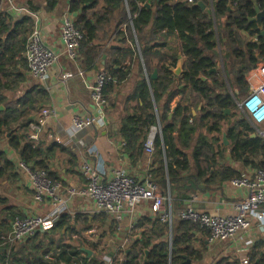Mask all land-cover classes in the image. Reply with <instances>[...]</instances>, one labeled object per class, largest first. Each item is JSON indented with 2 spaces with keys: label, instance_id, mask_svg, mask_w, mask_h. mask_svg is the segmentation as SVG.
Listing matches in <instances>:
<instances>
[{
  "label": "trees",
  "instance_id": "16d2710c",
  "mask_svg": "<svg viewBox=\"0 0 264 264\" xmlns=\"http://www.w3.org/2000/svg\"><path fill=\"white\" fill-rule=\"evenodd\" d=\"M10 1L32 13L52 12L58 6V0ZM261 6L264 7V0ZM67 7L75 14L74 26L83 37L77 50L82 68L98 69L101 56L106 55L102 70L113 78L102 90L106 111L109 105H117L110 94L129 81L130 69L124 61L134 57L138 62L137 76L124 99L116 132L132 164L147 155L145 142L150 127L160 128L153 139L149 174L158 191L171 199L170 237L168 227L158 217L141 216L130 229V244L121 251L122 259L117 262L113 257L112 264L199 261L202 254L192 245L194 233L208 235V231L179 217L191 194L219 189L224 182L240 177L241 168L264 169V137L257 135L255 127L236 110L238 91L244 96L249 89L247 71L264 63V21L260 29L250 21L256 11L248 1L229 9L227 0H216L214 17L197 5L169 0H68ZM14 15L10 9L2 11L0 6V105L4 106L0 110V136L9 133L8 146L21 162L46 171L51 180L65 185L58 174L48 170L47 159L67 148L55 141L42 146L29 138L28 128L36 121L30 116H37L46 108L48 92L34 84L8 102L1 94L13 91L25 81L28 72L24 52L34 17ZM214 18L216 22L223 21V25L216 26L217 32ZM254 36L256 41L251 39ZM166 37H173L175 43L168 50L164 49ZM110 42H118L119 47L110 48ZM218 45L223 47L221 67L217 66ZM178 55L182 58L180 75L172 71ZM212 68L215 71L211 72ZM154 70L157 76L152 79ZM225 109L230 111L227 116L223 114ZM223 131L229 142L226 147L218 137ZM14 169L0 150V179L15 178ZM1 203L6 200L0 197ZM1 211L4 218L0 219V264H103L99 239L90 241L83 235L92 229L97 233L102 230L103 234L106 228L110 234L117 232V223L104 212L89 215L68 210L50 230L37 232L21 243H3L1 237L10 230L12 220L24 215L13 207ZM81 248L89 249L90 257ZM263 248V240L253 243L248 252L249 264H264V255L259 257ZM215 264L239 262L227 256Z\"/></svg>",
  "mask_w": 264,
  "mask_h": 264
},
{
  "label": "crops",
  "instance_id": "0c3cea01",
  "mask_svg": "<svg viewBox=\"0 0 264 264\" xmlns=\"http://www.w3.org/2000/svg\"><path fill=\"white\" fill-rule=\"evenodd\" d=\"M169 1L172 3L182 2L177 0ZM199 1L203 2L205 5V9L203 10H207L211 16L214 17L213 5L216 0H198L197 3ZM227 1L229 9L235 8L242 1L250 2L254 6L255 11H261L264 8L261 6V0L256 2L255 0H239L237 4L232 7H230L231 5L229 6L230 0ZM67 2L68 0H58V6L52 12H45L41 10L36 13L38 24L41 27L45 42L54 48L59 55L58 64L50 70V80L46 82H39L38 80L34 79L28 71L26 72L27 77L25 78L24 82L19 83L13 91H4L1 92V94L7 99L6 101L8 102L9 100L21 96L27 89H29L30 86L34 84L42 86L48 92L49 103L44 107L49 108L52 112L40 134V139L38 141L42 146H47L50 144V142L55 141L65 149L67 148L66 151H57L54 156L47 159L48 170L58 174L59 180H62L65 185L81 186L83 184L84 179L79 171L81 159L77 153L81 149H85V146H89V157L87 154H83V157L89 162H92L96 170L103 177L110 176L111 171L114 169H123L137 180H143L145 177H149L151 179L149 174V171L151 170V155L147 152V155H145L142 160L132 164L131 160L123 151V144L121 140L116 136L118 129L117 126L120 117L123 115L122 105L124 103V99L126 95L131 92L133 86L132 83L134 81L133 79L136 78L138 72V62L134 57L131 61H129V59L124 61V66L130 69L129 81L127 83H121L115 92L109 96L112 100L114 98L116 99L117 105L115 104L114 107L109 105V111H106L108 121L107 125L102 129L94 128L91 130L82 131L80 133H73L71 131L70 123L74 114H86L94 112V106L90 98L89 86L94 82L97 72L102 70V64L100 62L99 66L97 67L98 69L95 68L93 70H85L82 68L81 62L78 61V58L75 60H70L64 55L63 48L60 43V26L62 15L68 10ZM197 3L195 5H197ZM0 6L2 11L10 9V5L6 0H3ZM73 15L75 16V14ZM16 16L20 15L15 14L14 17ZM217 25H223L222 19L217 20L216 22L214 18V29L216 32ZM251 39L256 41L257 38L254 36ZM165 43V50H168V48L171 46H175L173 37H166ZM109 46L110 48H118L119 44L118 42H110ZM124 46L126 47L125 44ZM218 48H221L220 45H218ZM63 71H71L73 73V76L66 80V82H63L60 78V73ZM78 71H81L82 75H78ZM245 77L249 84V92L264 79V63H257L253 69H249L247 71ZM244 96H242V98ZM237 102L238 101H236V105ZM174 106L175 102L172 103L173 108ZM0 108V110H2L4 109V106L0 105ZM193 114H195V111H193ZM39 115L40 113L37 116H30V118L37 119ZM8 137L9 133L0 136V150L4 151L6 153L7 159L14 164L15 169L13 172L16 174V177H2L0 179V197L6 200L5 204H0V219L4 218V211H1V209L5 207H13L20 211L24 216L48 213L51 208L50 203H35L33 198V190L27 176L21 170L16 168V164L20 161V158L19 155L8 146ZM229 159L230 157L226 160L228 161ZM73 162H75L76 166H73ZM231 163L234 165V162ZM248 170V168H241V174H245ZM245 195V190L233 187L228 181L224 182L219 187V189L191 194V199L187 202V207L195 208L198 211L213 216L227 215L233 213V204H235V202L239 201ZM69 209L72 212L80 211L89 215L104 212L96 211L95 206L91 201L79 198L70 201ZM104 213L107 214V212ZM107 215L110 217V219H113L117 223V232L115 234H110L108 232L109 229L106 228V233L110 235V238L115 239V246L118 244V248H121V245H123V248H121L122 250L125 247L127 248L130 244V229L133 227L137 219L141 216H148L149 218L155 217L149 211L148 202H141L134 208L132 212L125 213L120 220L114 219L110 214ZM92 230L94 232V236L91 240H89H96L95 242H97L99 236L101 237L104 234L102 230H100L98 233L97 231H94V229ZM168 230L170 237L171 227H168ZM248 238L252 239L253 241H264V228L261 229L259 224H257L253 219L251 222V227L248 230L242 234L236 235L235 238L224 242H210L209 234L207 235V233L200 231L196 232L194 233L192 245L195 248L200 249L202 258L199 261H195L194 263L188 260L189 263L187 262V264H215L217 259L227 256L231 257L232 259H236V256H238L237 249L241 248L243 246L241 242H244V240ZM118 248H116L114 252L117 251ZM263 250L264 248L261 251ZM214 258L217 259L213 262ZM102 261L103 264H111L113 263V256L112 258L109 257V260H105V258H103Z\"/></svg>",
  "mask_w": 264,
  "mask_h": 264
},
{
  "label": "built area",
  "instance_id": "2783aa9c",
  "mask_svg": "<svg viewBox=\"0 0 264 264\" xmlns=\"http://www.w3.org/2000/svg\"><path fill=\"white\" fill-rule=\"evenodd\" d=\"M6 1L13 14H29L34 17V26L27 38L24 57L29 74L34 79L39 82L50 80V70L58 64L59 55L45 42L36 13L12 4L10 0ZM177 1L195 5L198 0ZM238 1L230 0L229 6L236 5ZM210 10L212 11L211 8ZM82 38L81 33L74 26V15L67 10L61 18L60 43L68 59L75 60L78 57L77 50ZM77 73L82 75L81 71ZM72 76L71 71L60 73L63 82ZM110 81H113V78L104 70L97 72L94 82L89 86L94 112L74 114L70 123L73 133L94 128L102 129L107 125V101L103 97L102 90ZM237 106L244 118L255 127L257 135L264 137V131L257 130V127L264 124V79L238 101ZM51 112L47 107L42 109L36 121L30 124L29 138L31 140L37 142L40 139V134ZM159 130V125L150 127L145 142V148L149 154L153 151V139ZM88 147L85 146V149L77 153L81 159L79 171L84 179L81 186L63 185L61 182L51 180L42 169H32L21 161L16 164V168L21 170L30 182L35 203L49 202L51 208L46 214L15 217L11 222L10 230L1 237L3 243H19L33 237L37 232L50 230L59 216L70 210L69 203L76 198L91 201L96 211L107 212L116 220H120L125 213L132 212L141 202H148L150 213L158 217L161 223L171 227L173 212L169 196L162 195L149 177L137 180L123 169H114L110 176L103 177L94 164L83 157V154L89 157ZM248 169L245 174L229 181L233 187L246 191V195L233 204V213L213 216L187 207L179 213V217L185 221L195 222L200 228L206 229L210 242H224L235 238L236 235L242 234L251 227L252 219L261 229L264 228V169ZM93 236V230L83 235L90 240ZM72 238H76V235H72ZM254 242L255 240L250 238L241 242L243 246L237 249L238 256H236L239 264H249L248 251Z\"/></svg>",
  "mask_w": 264,
  "mask_h": 264
},
{
  "label": "rangeland",
  "instance_id": "374dc122",
  "mask_svg": "<svg viewBox=\"0 0 264 264\" xmlns=\"http://www.w3.org/2000/svg\"><path fill=\"white\" fill-rule=\"evenodd\" d=\"M222 48L223 47H221V48H217V51H218V53H219V60H218V62H217V66L218 67H221L222 66V62H221V59H220V52H221V50H222ZM238 98H237V100L239 101L241 98H242V96H243V93H240L239 91H238ZM237 111H239L238 110V108L236 109ZM230 114V111H229V113L227 114V115H229ZM226 115V116H227ZM236 117H239V115L238 114H236ZM226 128V123H223V129H225ZM257 130H260V131H264V124H262L261 126H259V127H257ZM223 134H224V131L221 133V134H219L218 135V137H219V142L221 143V142H223V140H222V138H223ZM223 144V143H222ZM229 145V142H228V144L227 145H224L223 144V146H228ZM228 153V152H227ZM230 161V159L228 160V162ZM238 167H240V166H238ZM256 227V226H255ZM95 231V230H94ZM97 231V230H96ZM107 234V233H106ZM104 234L103 236H99V248L101 249V251H100V253H99V256L101 257L102 256V259L103 258H105V260H109V257L110 258H112V256L115 258L114 260H117V262L118 261H120L121 259H122V255H123V253L121 252L122 251V249L121 248H118V244L115 246V243H116V241H115V239H113V238H110V235L109 234ZM113 237V236H112ZM101 238V239H100ZM72 240V239H71ZM23 242V241H22ZM19 243H21V242H19ZM116 248H118V250L117 251H115L114 252V250L116 249ZM126 248V247H125ZM124 248V249H125ZM217 258H214V260H213V262L216 260ZM105 262V261H104ZM108 262V261H107ZM112 264V263H111Z\"/></svg>",
  "mask_w": 264,
  "mask_h": 264
},
{
  "label": "water",
  "instance_id": "95a60500",
  "mask_svg": "<svg viewBox=\"0 0 264 264\" xmlns=\"http://www.w3.org/2000/svg\"><path fill=\"white\" fill-rule=\"evenodd\" d=\"M86 5H87V4H86ZM197 6L200 7L201 9H205V5H204V3L201 2V1H199V2L197 3ZM250 21H255V22H257L258 27L261 28L262 21H264V8H263L261 11L256 10V16H255L254 18H251ZM261 34H263V31L261 32ZM112 47H114V46H112ZM105 58H106V55L103 54V55H102V61H101V64H102V65H103V63H104ZM172 71H173V73L176 74V75H180V74L182 73L183 70H182L181 55H178L177 66H176V68H174ZM210 71H211V72L215 71V68H212ZM156 76H157V71L154 70L153 73L151 74V78H152V79H155ZM201 78H202L203 80L205 79L204 77H201ZM0 109H1V108H0ZM228 113H229V110H228V109L223 110V114H224V115H225V114H228ZM252 136H254V135H252ZM222 140H223V144H224V145H227V144H228V141H227V138L225 137V134H223V138H222ZM229 157H230V155H229V153H227V154H226V159H228ZM81 250L84 251V252L87 254V257H90V255H91L92 252H91L89 249H87V248H81ZM146 253H147V251H146ZM263 254H264V250L261 251V252L259 253V257H261ZM188 263H189V261H188Z\"/></svg>",
  "mask_w": 264,
  "mask_h": 264
}]
</instances>
